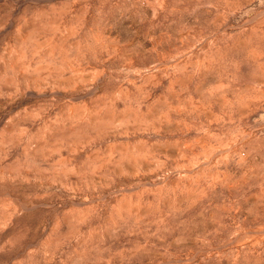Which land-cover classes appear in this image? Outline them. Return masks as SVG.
Listing matches in <instances>:
<instances>
[{
    "label": "rangeland",
    "instance_id": "obj_1",
    "mask_svg": "<svg viewBox=\"0 0 264 264\" xmlns=\"http://www.w3.org/2000/svg\"><path fill=\"white\" fill-rule=\"evenodd\" d=\"M264 0H0V264H264Z\"/></svg>",
    "mask_w": 264,
    "mask_h": 264
},
{
    "label": "crops",
    "instance_id": "obj_2",
    "mask_svg": "<svg viewBox=\"0 0 264 264\" xmlns=\"http://www.w3.org/2000/svg\"><path fill=\"white\" fill-rule=\"evenodd\" d=\"M263 11H264V7H263V9H262Z\"/></svg>",
    "mask_w": 264,
    "mask_h": 264
}]
</instances>
